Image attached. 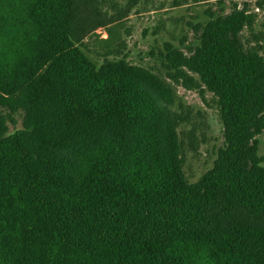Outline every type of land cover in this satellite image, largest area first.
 I'll list each match as a JSON object with an SVG mask.
<instances>
[{"label": "trees", "instance_id": "1", "mask_svg": "<svg viewBox=\"0 0 264 264\" xmlns=\"http://www.w3.org/2000/svg\"><path fill=\"white\" fill-rule=\"evenodd\" d=\"M99 2L0 0V264H264L253 14L234 6L186 52L164 46L172 77L210 92L223 127L212 168L190 183L168 85L86 55L98 28L112 36Z\"/></svg>", "mask_w": 264, "mask_h": 264}, {"label": "rangeland", "instance_id": "2", "mask_svg": "<svg viewBox=\"0 0 264 264\" xmlns=\"http://www.w3.org/2000/svg\"><path fill=\"white\" fill-rule=\"evenodd\" d=\"M101 12L114 20L108 28H98L84 39L86 55L99 65L103 59L125 61L150 70L171 90L170 110L177 121L182 172L194 183L213 166L224 146L223 127L216 98L203 86L191 88L189 82L174 79L164 59V46L186 52L196 43L195 28L209 15L226 14L236 6L253 14L254 23L243 31V41L260 50L264 57V0H98ZM189 76L197 81L191 73ZM198 82V81H197ZM199 84V82H198ZM8 124L9 131L21 128V116ZM258 156L264 158V131L256 137ZM264 165V162L262 163Z\"/></svg>", "mask_w": 264, "mask_h": 264}]
</instances>
